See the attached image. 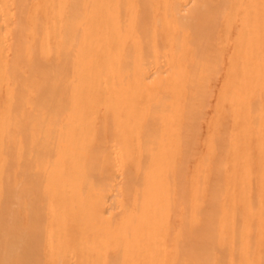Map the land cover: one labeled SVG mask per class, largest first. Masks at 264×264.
<instances>
[{
  "label": "bare ground",
  "instance_id": "6f19581e",
  "mask_svg": "<svg viewBox=\"0 0 264 264\" xmlns=\"http://www.w3.org/2000/svg\"><path fill=\"white\" fill-rule=\"evenodd\" d=\"M0 264H264V0H0Z\"/></svg>",
  "mask_w": 264,
  "mask_h": 264
},
{
  "label": "rangeland",
  "instance_id": "374dc122",
  "mask_svg": "<svg viewBox=\"0 0 264 264\" xmlns=\"http://www.w3.org/2000/svg\"><path fill=\"white\" fill-rule=\"evenodd\" d=\"M120 212H122V208H115L114 209V214H116V215H118V214H120Z\"/></svg>",
  "mask_w": 264,
  "mask_h": 264
}]
</instances>
